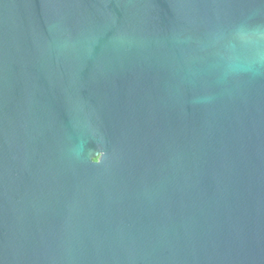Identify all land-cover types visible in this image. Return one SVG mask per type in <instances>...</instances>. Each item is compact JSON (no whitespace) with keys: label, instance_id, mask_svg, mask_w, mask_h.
<instances>
[{"label":"water","instance_id":"95a60500","mask_svg":"<svg viewBox=\"0 0 264 264\" xmlns=\"http://www.w3.org/2000/svg\"><path fill=\"white\" fill-rule=\"evenodd\" d=\"M0 264H264V0H0Z\"/></svg>","mask_w":264,"mask_h":264}]
</instances>
